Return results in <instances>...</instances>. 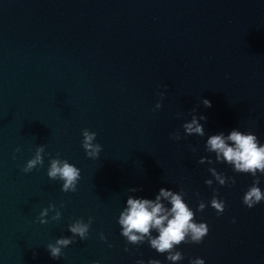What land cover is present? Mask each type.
Segmentation results:
<instances>
[{
    "label": "water",
    "instance_id": "water-1",
    "mask_svg": "<svg viewBox=\"0 0 264 264\" xmlns=\"http://www.w3.org/2000/svg\"><path fill=\"white\" fill-rule=\"evenodd\" d=\"M192 114L207 117L203 137L185 136ZM84 129L102 146L96 159ZM232 129L264 144V0H0V264H173L147 240L129 244L118 223L128 196L155 200L162 187L183 189L209 227L201 243L176 246L175 264H264V200L243 204L255 177L205 150ZM41 145L43 165L23 172ZM57 154L81 170L75 192L47 176ZM209 167L235 184L219 185ZM213 189L226 205L219 215ZM50 204L61 218L50 211L39 223ZM89 217L87 238L51 258L47 244Z\"/></svg>",
    "mask_w": 264,
    "mask_h": 264
},
{
    "label": "clouds",
    "instance_id": "clouds-1",
    "mask_svg": "<svg viewBox=\"0 0 264 264\" xmlns=\"http://www.w3.org/2000/svg\"><path fill=\"white\" fill-rule=\"evenodd\" d=\"M159 95L163 98L165 93L161 92ZM202 104L206 108L211 107V101L206 98L202 100ZM161 107L162 104L157 102L155 109H160ZM194 112L195 109H193ZM201 120L206 121L207 117L192 114L191 121L182 125L185 136L196 134L203 137L205 130L200 123ZM96 135L95 132L88 129L82 131V147L86 156L92 159L98 158L102 150V146L99 143H94ZM172 138L180 140L179 131L173 133ZM205 150L210 153L214 152L216 154V162H224L231 165L236 173H250L255 177L252 185L243 196L244 205L251 209L264 200V192L258 187L260 178L257 176V172L264 174V144H260L255 134L242 132L238 129H232L226 136L223 132H220L208 137ZM15 151L19 152L20 148L15 149ZM44 152L45 148L43 145L37 147L34 156L27 161L22 171L29 173L38 166H42L44 163ZM205 161L209 165L213 164V161L206 157H201L199 163L203 164ZM208 171L221 186L229 184V182L234 185L236 182L234 178H226L222 173L217 172L215 167H209ZM47 176L52 180L59 179L63 181L61 188L63 192H75L81 177V170L67 160L60 159L59 154H57V157L49 162ZM205 183L211 187L213 180L208 179ZM140 190L142 189H129L133 193ZM213 192L214 195L210 205L219 215L224 212L226 205L223 200L218 198L217 190L213 189ZM185 195L186 193L183 189L180 192H174L162 187L159 189V194L156 195L155 200L128 196L127 206L120 213L118 219V223L121 226V235L132 245H140L147 240L152 249L161 254L167 253V260L173 262V264L182 260L184 257L180 251L176 250V246L181 243L199 244L209 232V227L205 222L198 223L195 221V213L185 202ZM161 198L167 201L171 207H167ZM205 207V203L200 201L197 211L203 212ZM50 211L55 212V215L51 217L52 220L61 218V212L55 205L50 204L49 207L44 208L39 213L37 218L39 223L46 224L49 222L46 218ZM91 223V217H89L87 223L83 220H76L68 226L72 236L61 237L55 243H48L47 251L51 258L59 259L63 255L62 249L72 244L77 236L81 240L87 238ZM152 230H155L158 235L153 236ZM101 239H106L102 233ZM109 246L111 247V245ZM125 251H129V249L126 247ZM95 264H99V262L97 261ZM136 264H145V262L137 260ZM147 264H161V262L156 259H150ZM190 264H205V261L202 258H196L191 260Z\"/></svg>",
    "mask_w": 264,
    "mask_h": 264
}]
</instances>
